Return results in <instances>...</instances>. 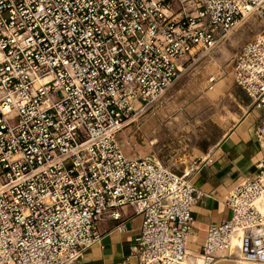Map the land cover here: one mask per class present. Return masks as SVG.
<instances>
[{
    "label": "built area",
    "instance_id": "built-area-1",
    "mask_svg": "<svg viewBox=\"0 0 264 264\" xmlns=\"http://www.w3.org/2000/svg\"><path fill=\"white\" fill-rule=\"evenodd\" d=\"M249 15L262 30L232 79L262 110L260 168L191 254L193 168L127 155L118 134ZM125 207L142 224L124 264H264V0H0V264H71L101 240L100 221L126 231Z\"/></svg>",
    "mask_w": 264,
    "mask_h": 264
},
{
    "label": "rangeland",
    "instance_id": "rangeland-1",
    "mask_svg": "<svg viewBox=\"0 0 264 264\" xmlns=\"http://www.w3.org/2000/svg\"><path fill=\"white\" fill-rule=\"evenodd\" d=\"M261 30L260 20L249 15L211 47L193 52L173 84L121 129L118 137L124 152L153 155L177 173L192 166L197 161L196 150L213 143L219 133L213 120L237 112L239 99L245 105L251 102L233 82L232 59ZM244 106L240 105V114Z\"/></svg>",
    "mask_w": 264,
    "mask_h": 264
},
{
    "label": "crops",
    "instance_id": "crops-1",
    "mask_svg": "<svg viewBox=\"0 0 264 264\" xmlns=\"http://www.w3.org/2000/svg\"><path fill=\"white\" fill-rule=\"evenodd\" d=\"M239 101L237 112H229L224 120H213L219 133L213 136V143L196 150L197 161L190 166L193 168L191 181L201 193L193 207L194 222L187 244L191 254L201 251L209 226L219 225L230 217L231 210L226 204L229 191L241 180L253 179L260 168L262 154L253 131L262 110L254 108L250 101L246 105L244 100ZM240 103L246 108L241 114ZM122 214L125 232L115 228L116 221H100L101 240L71 264H124L126 259L133 262L129 247L140 234L142 217L130 207L123 208ZM214 264H234V261L220 258Z\"/></svg>",
    "mask_w": 264,
    "mask_h": 264
},
{
    "label": "bare ground",
    "instance_id": "bare-ground-1",
    "mask_svg": "<svg viewBox=\"0 0 264 264\" xmlns=\"http://www.w3.org/2000/svg\"><path fill=\"white\" fill-rule=\"evenodd\" d=\"M243 18H246V16H244ZM207 49V48H206ZM238 244V242H237V239L234 237L233 239H232V243H231V245H232V247L233 248H236V245Z\"/></svg>",
    "mask_w": 264,
    "mask_h": 264
}]
</instances>
